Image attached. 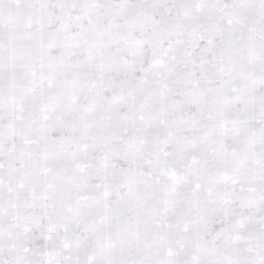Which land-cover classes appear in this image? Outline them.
Returning a JSON list of instances; mask_svg holds the SVG:
<instances>
[{"label":"snow or ice","instance_id":"snow-or-ice-1","mask_svg":"<svg viewBox=\"0 0 264 264\" xmlns=\"http://www.w3.org/2000/svg\"><path fill=\"white\" fill-rule=\"evenodd\" d=\"M0 264H264V0H0Z\"/></svg>","mask_w":264,"mask_h":264}]
</instances>
